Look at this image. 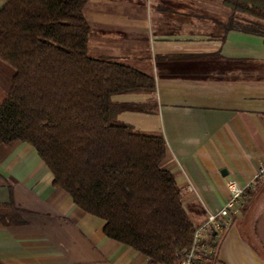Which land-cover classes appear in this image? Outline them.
Wrapping results in <instances>:
<instances>
[{"label":"crops","instance_id":"0c3cea01","mask_svg":"<svg viewBox=\"0 0 264 264\" xmlns=\"http://www.w3.org/2000/svg\"><path fill=\"white\" fill-rule=\"evenodd\" d=\"M84 14L90 56L155 77L153 94L114 97L132 106L118 119L163 134L161 166L192 222L224 205L228 179L251 185L204 264H264V202L249 194L264 187V175L255 179L264 165V37L226 29L234 14L223 0H89ZM7 74L0 63V99ZM0 209V264H159L106 236L105 221L54 186L27 142L0 144Z\"/></svg>","mask_w":264,"mask_h":264},{"label":"trees","instance_id":"16d2710c","mask_svg":"<svg viewBox=\"0 0 264 264\" xmlns=\"http://www.w3.org/2000/svg\"><path fill=\"white\" fill-rule=\"evenodd\" d=\"M89 0H7L0 9V63L8 68L0 99V144H31L85 212L105 221L106 236L177 264L194 223L173 173L162 168L166 141L118 115L114 100L153 94L155 77L111 57L88 54ZM234 15L226 29L264 37V0H223ZM250 18L238 20L235 13ZM0 209V219L6 222Z\"/></svg>","mask_w":264,"mask_h":264},{"label":"built area","instance_id":"2783aa9c","mask_svg":"<svg viewBox=\"0 0 264 264\" xmlns=\"http://www.w3.org/2000/svg\"><path fill=\"white\" fill-rule=\"evenodd\" d=\"M263 175L264 165L260 167L255 179ZM226 185L228 197L224 205L217 211L209 212L202 223L194 224L191 246L177 255V264H204L215 255L217 237L232 223L251 188V185L244 186L234 178L228 179Z\"/></svg>","mask_w":264,"mask_h":264},{"label":"rangeland","instance_id":"374dc122","mask_svg":"<svg viewBox=\"0 0 264 264\" xmlns=\"http://www.w3.org/2000/svg\"><path fill=\"white\" fill-rule=\"evenodd\" d=\"M240 17H241L240 19H243V18H247L250 16H248V14L240 13ZM259 187H260L259 191H258V189L256 191L252 190L249 192V194L252 196L259 195V197H253V198L257 199L258 201L264 202V187L263 186H259ZM247 198H248V200H250V197H247Z\"/></svg>","mask_w":264,"mask_h":264}]
</instances>
